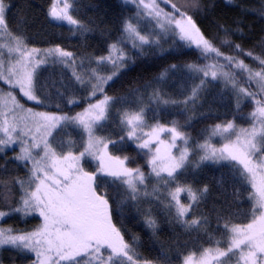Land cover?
<instances>
[{"label": "snow or ice", "instance_id": "6c2138e0", "mask_svg": "<svg viewBox=\"0 0 264 264\" xmlns=\"http://www.w3.org/2000/svg\"><path fill=\"white\" fill-rule=\"evenodd\" d=\"M131 3L137 7L138 17L154 21L152 30L146 32L140 30L138 22L134 23L131 19L125 22L124 32L128 34L133 48L143 53L144 46H159L164 35L172 30L189 47L195 45L200 56L209 61L186 65L194 76L189 77L192 87L182 99L165 97L158 89H153L147 98L149 104H182L188 107L191 102L194 105L210 77L211 80L222 78L226 87L231 85L236 92L237 108L242 98L250 99L255 105L248 114L251 121L249 127L237 128L233 121L215 124L203 143L199 140L189 143L190 135L175 120L171 126L159 122L146 123V110L141 106L143 100L134 110H123L120 115L127 137L136 141V147L152 153L149 163L156 177L155 184L173 186L163 190L170 197L164 202L169 209H175L174 219L186 230H199L206 226L207 217H189V213L195 211L194 206H198L209 192L207 185L194 189L190 184L180 182L182 171L191 163L190 156H198L200 162H234L233 168L239 165L236 175L241 185H248L247 188L234 187L233 190L234 200L240 199L246 192L247 199L252 201L244 218L241 220L233 214L230 206L227 212L217 213L218 228H223V243L217 241L215 247L204 248L199 255L195 252L184 254L182 264H264V52L256 55L245 51L239 44H231L227 31L222 44L234 48L237 54L228 55L221 51L205 37L189 14L199 6V0H164L171 6L167 12L157 0H131ZM71 8L70 0H51L47 15L52 20L66 21L81 31H88L70 13ZM10 9L7 0H0V81L10 89L7 92L0 90V152L19 144L20 152L14 159L31 167L26 179L11 181L12 185L20 186L18 206L9 203L12 192L8 184L0 190V200L9 208V211L0 210V219L12 212L25 216L36 214L41 223L32 231L23 233L0 228V246L8 245L33 253L32 264H153L152 261L141 260L134 246L125 241L120 229L113 223L108 196L96 186L97 175H105L126 186L125 195L131 201L139 200L141 195L156 196L161 192L159 187L148 191L147 178L139 167L125 166L129 157H114L108 153V145L116 144V140L95 134L96 127L108 118L109 109L119 98L105 93L97 102L89 99L87 108L74 116L37 111L25 107L17 99V95H22L36 105L47 102L48 85L39 81L36 69L49 61L71 68L76 83L86 89L88 96L95 97L97 93H104L105 85L120 74L126 66L128 53L117 43H112L107 55L93 60L77 57L59 45L47 48L29 46L22 31L9 27L6 15ZM173 25L174 28L171 27ZM157 28L159 32L155 31ZM241 55L257 61L259 70L245 64L240 59ZM107 65H111V69L104 71ZM228 66L247 73L245 83L254 82L256 88L239 86L234 73L224 71ZM176 67L171 66L172 69ZM166 75L167 71L160 78ZM14 89L19 92L14 93ZM57 94L65 97L59 89ZM65 98L68 104L80 102L75 95ZM65 123L78 125L87 134V141L78 154L65 151L63 146L59 151L54 147L53 133ZM145 128L148 130L145 131ZM162 133L169 134L167 143L161 139ZM214 136L223 138L225 142L222 146L215 147L211 143ZM177 141L182 144L178 146ZM152 144L157 145L154 150ZM173 148H178V152L174 154ZM34 149L39 151L34 152ZM86 156L99 161L97 172L84 169L81 160ZM141 185L144 187L141 188ZM182 192L187 194L189 203L181 202L179 194ZM145 218L148 226L155 228L150 213H146Z\"/></svg>", "mask_w": 264, "mask_h": 264}, {"label": "trees", "instance_id": "16d2710c", "mask_svg": "<svg viewBox=\"0 0 264 264\" xmlns=\"http://www.w3.org/2000/svg\"><path fill=\"white\" fill-rule=\"evenodd\" d=\"M159 1L158 4L164 11H170V4H165L164 0ZM7 2L11 5L6 15L9 27L22 31L29 46L47 48L59 45L72 51L77 57L84 56L93 60L97 56L107 55L112 43H117L128 53L126 66L105 85L104 93H97L95 97L88 96L86 89L76 83L68 67L51 62L42 65L36 69V74L41 83L48 85L49 98L44 105L26 102L24 105L37 111L74 116L88 106L89 99L96 102L105 93L119 98L109 109L108 118L96 127L95 134L116 140V144L108 145V153L114 157H129L125 166L139 167L147 178L148 191L159 187L161 192L156 196L141 195L139 200L131 201L125 195L126 186L114 178L97 175L96 186L108 196L113 223L120 229L125 241L134 246L141 260L146 259L153 264H182L184 254L195 252L198 255L204 248L215 247L217 241L223 243V228H218L217 213L227 212L230 206L231 212L242 220L252 205L246 192L240 199H233L234 187H248L246 184L242 186L236 175L239 165L233 168L231 162H200L198 156H190L191 163L182 171L180 182L190 184L194 189L207 185L209 192L198 206H194L195 211L189 213V217H207L206 226L199 230H186L183 224L174 219L175 209H169L164 202L165 199L170 200V197L163 190L173 186L155 184L156 177L152 174L149 163L152 153L136 147V142L127 137V129L120 123V115L123 110H134L143 100L141 106L146 110V123L159 122L171 126V122L175 120L190 135L189 143L196 140L203 143L215 124L233 121L237 127H249L251 121L248 114L254 109V103L250 99L242 98L237 108L235 90L231 85L226 87L221 78L208 80L194 105L191 102L188 107L182 104H149L147 98L153 89H158L165 97L182 99L192 87L189 77L194 76L186 65L209 61L200 56L195 45L189 47L173 31L164 35L159 46H144L143 53L133 48L128 34L124 32L125 22L130 19L134 23L138 22L140 30L146 32L152 30L154 21L138 17L137 7L129 2L70 0V13L88 31L52 20L47 15L51 0ZM189 14L205 37L212 40L225 54H237L234 48L222 44L225 31L229 33L227 39L231 44H239L245 51H252L256 55L264 52V0H199V6L193 8ZM155 31L159 32V29ZM240 59L250 68L259 70L258 62L251 57L241 55ZM172 65L177 67L172 69ZM110 69L111 65H107L104 71ZM165 71L167 75L161 79V74ZM224 71L233 72L239 86H248L253 90L256 88L254 82L245 83L247 73L232 66L226 67ZM57 89L65 97L75 95L80 102L68 104L65 97L57 94ZM121 136L124 138L121 139ZM53 137L54 147L58 151L63 146L65 151L71 150L74 154H78L86 143L83 130L71 123L62 124L55 130ZM17 155V148L0 152V190H4V185L8 184L12 192L9 203L18 206L20 186L12 185L11 181L16 178L26 179L30 165L25 166L23 162L14 159ZM83 167L88 172L98 171L97 164L90 157L84 159ZM180 200L182 203H189L186 193ZM0 210L9 211L3 200H0ZM146 213H150L155 221V228L146 223ZM40 223L41 219L36 215L25 216L23 213L12 212L0 221V228H11L14 233H23L32 231ZM33 259L34 256L25 250L10 246L0 247V264H32Z\"/></svg>", "mask_w": 264, "mask_h": 264}, {"label": "rangeland", "instance_id": "374dc122", "mask_svg": "<svg viewBox=\"0 0 264 264\" xmlns=\"http://www.w3.org/2000/svg\"><path fill=\"white\" fill-rule=\"evenodd\" d=\"M123 1H125V2H129L130 4H132V5H135V4H133V3H131V0H123ZM160 1L159 0H157V3H159ZM136 6V5H135ZM70 11V10H69ZM61 23L63 24V25H66V26H72V25H70V24H68L66 21H61ZM172 28H174V25L173 26H171ZM172 30H170L169 32H171ZM176 31H178V30H176ZM51 61H49V63H50ZM42 65H45V64H42ZM42 65H40V66H42ZM39 66V67H40ZM69 68V67H68ZM71 71H72V69L71 68H69ZM208 80H211V78L209 77L208 78ZM109 82H111V81H109ZM255 84V83H254ZM256 86V85H255ZM0 90H2V91H4V92H7L8 90H10L9 89V86L8 85H6V84H4L2 81H0ZM12 91H14V93H18L19 92V90L18 89H14V90H12ZM17 99L18 100H20L21 101V103H23L24 104V102H26V103H34V102H32V101H27L26 100V98H24L22 95H17ZM102 99V98H101ZM98 101V100H97ZM96 101V102H97ZM25 107H27V106H25ZM87 108V107H86ZM84 111V110H83ZM56 115H60V114H56ZM81 128V127H80ZM237 128H240V127H237ZM82 129V128H81ZM83 130V129H82ZM148 129L147 128H145V131H147ZM84 132V131H83ZM84 134H85V138H86V141H87V134L84 132ZM139 134V133H138ZM0 135H2V134H0ZM168 137H169V134L168 133H162L161 134V139H164L165 140V143H167V141H168ZM132 140H134V139H132ZM135 141V140H134ZM136 142V141H135ZM225 141L223 140V138L221 137V136H214V137H212L211 138V143L215 146V147H220V146H222V144L224 143ZM177 143V145L179 146V145H181L182 144V142L181 141H177L176 142ZM151 147H153L154 149L157 147V145L156 144H152L151 145ZM11 148H17V150H18V154H19V152H20V145L19 144H15V145H12V146H10V147H7V148H5V149H11ZM34 152H36V151H39L38 149H34L33 150ZM172 152L175 154V153H177L178 152V148H173L172 149ZM86 157H89V156H86ZM86 157H84L82 160H81V164H82V166H83V161H84V159L86 158ZM93 161H95L96 162V164L98 165L99 164V161L98 160H95V159H93L92 157H90ZM207 162H211V161H207ZM231 163H234V162H231ZM30 165V164H29ZM30 167H31V165H30ZM102 176H105V175H102ZM106 177H110V176H106ZM110 178H113V177H110ZM182 195H184V193L182 192V193H180L179 194V198L182 196ZM32 215H36V214H32ZM36 216H38V215H36ZM6 217V216H5ZM4 217V218H5ZM39 217V216H38ZM4 218H2V219H0V221H2ZM40 218V217H39ZM41 219V218H40ZM5 246H8V245H4L3 247H5ZM0 247H2V246H0ZM11 247V246H10ZM26 251V250H25ZM30 253V252H29ZM33 256H34V254L33 253H31ZM199 255V254H198Z\"/></svg>", "mask_w": 264, "mask_h": 264}]
</instances>
